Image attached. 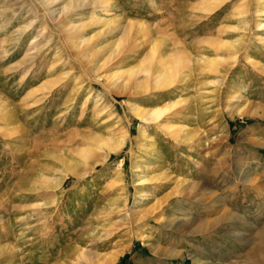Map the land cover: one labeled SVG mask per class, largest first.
I'll return each instance as SVG.
<instances>
[{
  "label": "rangeland",
  "instance_id": "obj_1",
  "mask_svg": "<svg viewBox=\"0 0 264 264\" xmlns=\"http://www.w3.org/2000/svg\"><path fill=\"white\" fill-rule=\"evenodd\" d=\"M22 1L0 0V264H264V0H110L131 28L77 30L83 53L34 6L70 0ZM132 69L147 92L105 86Z\"/></svg>",
  "mask_w": 264,
  "mask_h": 264
},
{
  "label": "bare ground",
  "instance_id": "obj_2",
  "mask_svg": "<svg viewBox=\"0 0 264 264\" xmlns=\"http://www.w3.org/2000/svg\"><path fill=\"white\" fill-rule=\"evenodd\" d=\"M24 1V0H23ZM22 1V2H23ZM88 2V0H87ZM36 3H37V0H36ZM85 3H86V0H70L69 1V4L67 5V7L65 8V10L63 12H60V13H56V10H52L49 5L47 3H44V2H39L37 4H35L34 2V6H38L42 11V13L40 14H43L44 18L47 19L49 22H51V24L54 25V27L58 30V32L65 37V39L67 38L70 39L71 41L69 42L68 41V49L71 50V52L73 53H83L82 49L83 46L80 45V44H77V41L75 43V41L72 40V36L74 35V33L77 31V30H81L82 28H85L87 26H96L97 28L100 29V33H99V36L98 34H96L98 37L102 36V35H111L112 33L116 32V30H118L119 27V24H118V20L115 19L113 16H112V11H113V8L115 6V2L114 1H110V0H92V2L88 3V5H86L87 7H95L97 5V7H101L103 5H107L108 6V9L107 10H104L102 13H105L103 16L100 15V13L98 15H95L94 17L92 18H86V22H84V26L82 27H79V28H76V25L75 26H71V24L69 25L70 21L72 20V17L70 15H74V11L77 10L79 7L83 6L85 7ZM107 3V4H106ZM82 8V7H81ZM35 12V15H34V18L33 20L28 24L27 27H25L23 29V31H18L17 33H15L16 35L13 37L12 40H14L15 42L18 43L17 44H13V48H15V52H21V49H23V44L25 42L28 41V36L31 34L29 33V28L32 27L34 24H36V19H37V16H38V12L37 10L34 11ZM74 13V14H73ZM71 17V19H68V17ZM43 18V19H44ZM75 18V17H74ZM75 21V20H74ZM76 24V23H75ZM260 28H263L264 29V24L263 23H260L258 24ZM35 26V25H34ZM78 26V25H77ZM131 28V24L128 25V26H124L123 28H120L121 31H122V34L124 35L129 29ZM119 29V30H120ZM141 29V28H140ZM84 30V29H83ZM119 32V31H118ZM131 32V31H130ZM128 36V35H127ZM136 36V35H135ZM27 38V39H26ZM92 39V37H90ZM86 39V38H85ZM88 39V38H87ZM66 41V40H65ZM82 41V40H81ZM24 42V43H23ZM67 42V41H66ZM89 42H91L90 39L88 40H85L84 41V45L85 44H88ZM14 43V42H13ZM235 44H239V42H234ZM83 44V43H82ZM230 45V44H229ZM229 45H226V46H229ZM94 46V45H93ZM231 46V45H230ZM233 46V45H232ZM221 47V46H220ZM219 47V48H220ZM224 47V46H223ZM222 47V48H223ZM104 48V47H102ZM101 48V49H102ZM226 48V47H225ZM221 49V48H220ZM98 51V50H97ZM101 51V50H100ZM99 51V52H100ZM41 52V50H40ZM37 55V54H36ZM166 59V58H165ZM201 60V62H203L204 64V67L205 69H209V70H214V65L216 64L215 62H212L211 63V58L207 59L206 58H203V57H200L199 58ZM169 59L167 58L166 60L162 59L160 60L158 63H156V67L149 70L148 72V76H154V80H155V84L157 87L156 88H160V87H167L169 86L172 81L171 80H164V77L167 73V69H168V66L169 64H171L169 61ZM200 62V61H199ZM53 69V68H52ZM178 69V68H177ZM136 70V69H135ZM134 69H132L128 74V77L123 80V81H120L118 80L117 78V81L113 80L111 78V75L108 80H109V83L110 84H106L105 83V86L107 88H122V89H126L127 87H129V85H135V89L136 92L138 94H140V89L142 90V85H143V82L142 81H137L136 80V72ZM71 72H67L64 74V77L63 78H60L59 80H56L52 83V85H58L59 83L60 86L62 85V81H65V79H69V76H70ZM180 74V73H179ZM169 75V74H167ZM180 76V75H179ZM97 77V76H96ZM147 78V77H146ZM166 78V77H165ZM98 81H100V79H98ZM146 81V80H145ZM148 81V80H147ZM171 81V83H170ZM51 82V81H50ZM64 83V82H63ZM67 84V83H66ZM63 85L62 88L63 89H66L68 85ZM44 88L46 87L45 85L43 86ZM59 87V86H58ZM155 87V86H154ZM56 88V87H55ZM179 89V88H178ZM53 90V89H52ZM109 90V89H108ZM176 90V89H174ZM112 91V90H111ZM114 91V90H113ZM143 92H147L148 90H142ZM171 91V90H170ZM173 91V90H172ZM174 92V91H173ZM179 91H175V93H177ZM180 93V92H179ZM178 93V94H179ZM143 94V93H142ZM167 94V100H168V103L164 106H161V107H153L151 108L150 110H144V109H141L140 107H133V110L135 112V114L141 119L143 120L146 124H151L153 122H156L158 124V122H160V120L162 119L163 115L168 111L170 110V108L173 106V104L177 103L175 100H173L171 97L173 96V93L172 92H166ZM179 98V95L177 96ZM5 107L2 106V104H0V113L2 112V110L4 109ZM171 112V111H170ZM3 114V113H2ZM252 115V114H251ZM4 117V116H3ZM168 120V119H167ZM162 122H166V121H163ZM165 125V124H164ZM148 142V141H147ZM123 144V143H122ZM121 144V145H122ZM110 145V144H108ZM124 145V144H123ZM110 147V146H109ZM116 147V146H114ZM111 149V148H110ZM109 149V150H110ZM119 149V148H118ZM83 153V152H82ZM92 152L91 150H88L86 152L83 153L84 156H89L91 155ZM90 159V158H89ZM139 159L138 158V162H139ZM87 161V160H86ZM137 167L139 165H136ZM144 166V165H143ZM152 167V166H151ZM73 172V171H72ZM139 172V171H138ZM145 173V172H144ZM148 173V172H147ZM151 173V172H149ZM141 174V173H139ZM147 175V174H146ZM144 176H142L143 178ZM138 180H143L141 178H138ZM144 181V180H143ZM114 260H112L113 262ZM253 264H260L259 262H254Z\"/></svg>",
  "mask_w": 264,
  "mask_h": 264
}]
</instances>
